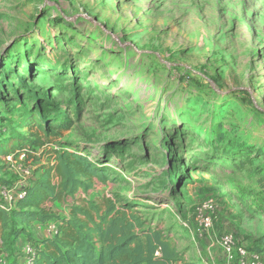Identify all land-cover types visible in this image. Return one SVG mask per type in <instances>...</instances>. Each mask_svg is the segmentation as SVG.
<instances>
[{
  "label": "rangeland",
  "instance_id": "obj_1",
  "mask_svg": "<svg viewBox=\"0 0 264 264\" xmlns=\"http://www.w3.org/2000/svg\"><path fill=\"white\" fill-rule=\"evenodd\" d=\"M0 102V139L28 136L30 115L62 120L47 151L83 153L109 175L77 200L137 204L186 264L264 254V0H0ZM43 150L0 160V179L42 175ZM74 203L49 207L70 217ZM55 224L21 236L46 239Z\"/></svg>",
  "mask_w": 264,
  "mask_h": 264
},
{
  "label": "trees",
  "instance_id": "obj_2",
  "mask_svg": "<svg viewBox=\"0 0 264 264\" xmlns=\"http://www.w3.org/2000/svg\"><path fill=\"white\" fill-rule=\"evenodd\" d=\"M39 122L30 115L19 124L28 136L14 132L0 139V160L19 152L32 154L37 148L45 149L44 157L50 153L40 179L25 187L16 208L9 212L0 206L1 264H21L10 238L17 240L25 233L26 225L49 220L57 221V232L53 237L32 242L35 254L28 264L187 263L175 238L144 221L134 210L137 204L118 196L77 200L80 193L93 188L96 180L106 183L109 175L83 153L56 148L47 151L46 145L68 127L60 119L45 121L44 125ZM6 185L9 184L0 179V186ZM69 199L75 202L70 217L57 216L49 207ZM12 249L15 258L9 256ZM4 255L6 258L1 260Z\"/></svg>",
  "mask_w": 264,
  "mask_h": 264
},
{
  "label": "built area",
  "instance_id": "obj_3",
  "mask_svg": "<svg viewBox=\"0 0 264 264\" xmlns=\"http://www.w3.org/2000/svg\"><path fill=\"white\" fill-rule=\"evenodd\" d=\"M30 185L27 180H22L16 185L0 186V206H3L7 211L11 212L16 208L17 200L22 198L24 189ZM214 206L212 204H206L203 207V225L206 231L214 230V221L211 216ZM57 232V225L50 226L48 231L45 233L47 238L53 237ZM224 254L229 263L235 261V245L236 239L233 236L226 237L223 241ZM21 254L24 258V264H28L35 254V246L33 243H23L19 245ZM238 254L240 256V264H264L261 255L258 253H251L246 247L238 248Z\"/></svg>",
  "mask_w": 264,
  "mask_h": 264
},
{
  "label": "crops",
  "instance_id": "obj_4",
  "mask_svg": "<svg viewBox=\"0 0 264 264\" xmlns=\"http://www.w3.org/2000/svg\"><path fill=\"white\" fill-rule=\"evenodd\" d=\"M40 177H41V174L38 173V175L35 176L34 178H32V179L30 180L29 183L32 184L33 181H37V180H39ZM37 233H38L37 235H38L39 237L43 236V233H42V232H37ZM23 243H25V241L23 240L22 236H20L17 240H13V244H14V248H15V250H18V249L20 250L19 245H21V244H23ZM259 254H260V253H259ZM260 255H261V259H262V261H263V263H264V254H260ZM18 256H20V257L18 258V261H19V263L22 264V263L24 262V258H23L22 254H21V250H20ZM2 259H4V257H2L1 260H2Z\"/></svg>",
  "mask_w": 264,
  "mask_h": 264
}]
</instances>
